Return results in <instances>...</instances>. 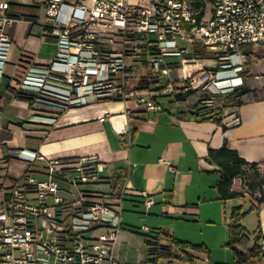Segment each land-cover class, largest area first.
I'll list each match as a JSON object with an SVG mask.
<instances>
[{
	"label": "built area",
	"instance_id": "1",
	"mask_svg": "<svg viewBox=\"0 0 264 264\" xmlns=\"http://www.w3.org/2000/svg\"><path fill=\"white\" fill-rule=\"evenodd\" d=\"M12 3L0 1V75L12 44L8 26L18 18ZM44 26L57 40L56 55L30 69L20 89L38 103L69 110L100 99H133L160 110L165 106L157 102L158 94L201 88L208 95L200 102L213 104L216 96L244 86L248 49L264 47V0H46ZM114 36L121 47L111 45ZM199 49L209 51L218 66L185 76L182 87L171 80L155 91L126 84L130 58L146 59L155 74L169 78L170 59L186 67L202 58ZM241 103L237 96L233 113L223 119L227 126L241 122ZM16 152L28 163L39 158L46 166L43 176L29 173L0 197V264H121L115 244L124 195L99 200L81 187L98 181L105 165L89 156L65 162L35 151ZM144 196L147 208L152 206L153 198Z\"/></svg>",
	"mask_w": 264,
	"mask_h": 264
},
{
	"label": "crops",
	"instance_id": "2",
	"mask_svg": "<svg viewBox=\"0 0 264 264\" xmlns=\"http://www.w3.org/2000/svg\"><path fill=\"white\" fill-rule=\"evenodd\" d=\"M12 1L18 18L8 26L12 44L0 75V197L7 187L29 173L44 175V160L38 158L28 163L19 158L16 151L26 150L46 157H59L65 162L81 156L99 159L105 165L104 170L100 179L92 184L105 182L110 185V190L82 189L99 200H111L121 193L125 195L123 206L125 201L134 203L133 207L144 203L149 215L159 216L160 211L166 216L178 214L181 218H189L209 212V219H213V210L221 211L223 206L229 207L225 210L227 213L237 204L249 207L250 199H255L257 193L230 200L219 197L220 172L206 157L209 149L227 145L248 161L261 162L263 167L264 56L257 58L249 71L245 66L244 73L248 71L247 76L244 75L245 93L238 107L241 122L227 128L211 120L196 122L182 113L206 96L203 95L205 92L192 99L191 93L184 100L171 96L157 98V102L165 106L160 110L147 109L133 99H100L63 110L38 103L20 92L22 80L30 69L52 62L58 43L45 31L46 0ZM248 50L264 55V47L260 45ZM188 70V67L184 68L185 75ZM233 111L230 106L225 115L229 116ZM48 116H56V120L46 119ZM102 116H105L103 121L100 120ZM164 160H168L174 169H170ZM233 188L242 189L240 177L234 179ZM144 193L154 200L148 208ZM247 214L253 215L255 220L252 222L247 218L250 229L254 231L261 225L264 230V204L258 211L251 210ZM125 220L123 210L122 226H133ZM150 229L144 224L141 230ZM130 236L129 230L120 229L115 255L121 264H129L123 251L127 249ZM187 251L193 258L206 257L204 251ZM260 264H264V258Z\"/></svg>",
	"mask_w": 264,
	"mask_h": 264
},
{
	"label": "trees",
	"instance_id": "3",
	"mask_svg": "<svg viewBox=\"0 0 264 264\" xmlns=\"http://www.w3.org/2000/svg\"><path fill=\"white\" fill-rule=\"evenodd\" d=\"M199 50L201 51L202 57H209L211 54L209 51L203 49ZM250 52V58L246 62L248 71L251 64L257 58L264 56L260 53ZM144 61L147 63L146 59H144ZM168 64L173 68L181 66V62L177 59H170ZM248 71L244 73L245 76H247ZM160 80L161 76L159 74H152L147 78L141 79L134 88L137 91H148L153 89L151 85ZM155 88L156 89L153 90H159V87ZM191 92L192 91L160 95L171 96L176 100H184ZM244 93L245 89L242 86L228 94L216 96L213 104L201 103L199 99L197 103L190 106L188 110L182 113L190 120L196 122L211 120L227 128V125L223 122L225 110L234 104V100L237 96H242ZM23 96L29 98L28 95ZM206 158L209 162L218 166L220 180L217 183V189L221 199L230 200L238 197L245 198L248 194L250 196H254L255 193L258 194L255 199H250L248 208H245L244 204L232 206L228 215L229 239L227 244L233 248L235 264H260V261L264 258V230H262L261 225H258L253 232L249 231L243 225L242 220L248 212L251 210L258 211L260 206L264 204V173L261 172L260 166L262 163L248 161L242 157L236 149L229 148L227 145H223L217 149H209ZM244 175L250 177V180L246 182L247 189H234V179L238 177L241 178ZM122 228L144 236L148 255L147 261L150 262V264H155L157 258L160 257L178 258L190 261L193 260V256L188 253L187 249H196L204 252H206L207 249L202 244H193L187 240L178 239L161 228L150 229L149 232L141 231V228L133 226H122Z\"/></svg>",
	"mask_w": 264,
	"mask_h": 264
},
{
	"label": "rangeland",
	"instance_id": "4",
	"mask_svg": "<svg viewBox=\"0 0 264 264\" xmlns=\"http://www.w3.org/2000/svg\"><path fill=\"white\" fill-rule=\"evenodd\" d=\"M120 40L121 39L119 37L114 36V42L111 45L117 48L121 47ZM255 49L259 51L263 50L262 48ZM128 62L130 63L131 67L124 73L126 76V84L130 88H134L141 81V79L155 74L150 64L148 62L145 63L144 59L130 58ZM186 65V68L188 67L189 69L187 75H185L186 71H184V66L174 68L171 70L169 78L160 75L161 80L152 85L153 89H156L155 87H159L160 90L162 85L168 80H171L172 83H177L179 87H182V85L187 84L185 76H189V74L193 76L198 75L202 67L216 68L218 66V62L216 59L212 58V55L210 54L209 57H202L196 62L190 61V63ZM153 89L151 90L155 91ZM201 92L205 91H203L201 88L193 90V92H191V94H193L191 99L197 98L198 96L200 97ZM203 95L207 96L208 94L204 93ZM163 97L165 96L160 94L157 96V98H160V100L163 99ZM261 172L264 173V165L261 167ZM240 179L242 180V189L246 190V182L250 180V177L248 175H244ZM81 187L97 189L102 192H107L110 190V185L105 182L97 184L87 183L81 185ZM132 204L134 203L125 201V206H122L126 218L125 222L141 229H144V224H147L149 228L152 229L161 228L165 231H168L178 239L187 240L193 244H202L207 248L206 252L203 253L206 256L205 258L195 256L193 260L187 261L178 258L160 257L157 258L155 264H235L233 248L227 244L229 239L228 215L230 210L228 213L227 211L229 207L226 209L225 206H223L221 211L213 210V219H209V212H204L203 215L199 214L198 216L189 218H181L178 214H169L166 216L162 215V212L160 211H158L159 216L149 215L144 203H137V207H133ZM244 217L245 218L242 220L243 225L248 228L249 231L253 232V229H250L248 226L247 218L254 222V216H249V214H247ZM129 232L131 234V240L128 241V245L126 247L127 249L123 251V253L128 257L129 264H148V257L145 253L144 236L136 232Z\"/></svg>",
	"mask_w": 264,
	"mask_h": 264
}]
</instances>
